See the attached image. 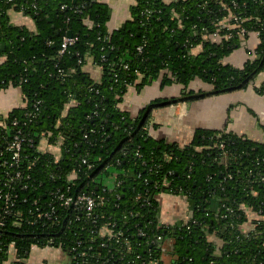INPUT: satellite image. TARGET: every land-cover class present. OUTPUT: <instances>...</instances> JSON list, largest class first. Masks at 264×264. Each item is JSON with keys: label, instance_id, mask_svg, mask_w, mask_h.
I'll return each mask as SVG.
<instances>
[{"label": "trees", "instance_id": "obj_1", "mask_svg": "<svg viewBox=\"0 0 264 264\" xmlns=\"http://www.w3.org/2000/svg\"><path fill=\"white\" fill-rule=\"evenodd\" d=\"M11 8L30 15L37 32L11 24ZM130 10L131 18L110 31L105 3L0 0V88L19 85L27 98V106L0 126V146L18 129L15 120L26 123L25 134L37 144L46 131L65 144L58 161L36 144L23 150L17 165L8 153L0 155V209L5 194L15 203L0 234V263L11 250L25 260L33 246L51 245L67 251L72 264H165L167 251L170 264H264V144L205 129L183 147L150 136L151 109L189 101L187 92L157 100L136 119L118 107L129 87L159 75L164 85L185 90L201 79L215 94L254 82L264 71V0H136ZM234 16L249 30L245 38H227L237 30ZM257 30L255 58L241 69L225 64ZM69 33L76 43L60 54ZM89 57L102 69L100 82L84 70ZM257 91L264 94V84ZM56 191L93 193V217L73 207H57L56 222L41 217ZM162 193L186 198L188 221H161ZM250 213L257 217L245 231ZM106 224L113 237H101Z\"/></svg>", "mask_w": 264, "mask_h": 264}, {"label": "crops", "instance_id": "obj_2", "mask_svg": "<svg viewBox=\"0 0 264 264\" xmlns=\"http://www.w3.org/2000/svg\"><path fill=\"white\" fill-rule=\"evenodd\" d=\"M105 3L111 11L108 28L113 31L126 23L131 18V7L136 0H94ZM171 3L176 0H164ZM11 24L21 27L30 33L37 32L36 21L23 11L11 8L8 10ZM214 41L219 39L213 38ZM259 44V38L251 34L242 39L238 48H235L223 62L234 68L241 69L248 61L255 58V50ZM197 48L195 51H199ZM5 57L0 56V65ZM84 70L90 74L92 79L100 82L102 69L96 65L93 58H87ZM163 76L151 78L142 86L133 85L128 88L118 107L126 112L132 119H136L144 109H147L157 100H169L180 97L183 93L190 94L189 101L163 104L154 106L149 112V134L158 141L178 144L183 147L194 139L198 130L205 129L217 133H233L245 136L253 141L264 144V94L257 91L264 84V71H262L254 82L247 87L231 92L220 94L213 93V86L201 79L191 81L184 89L182 84H163ZM140 82V80L138 81ZM27 106V98L19 85L9 84L0 88V126L5 127L9 115L15 110H22ZM42 148L57 156H62L60 147L43 144ZM114 177L106 181L112 186ZM160 218L165 224L176 225L185 223L191 216L189 203L182 195L159 194L157 197ZM250 222L243 229L252 228V221L257 217L250 213ZM212 241L220 242L214 236ZM164 263L170 264L172 257L170 252L163 256ZM0 264H72L70 254L56 246H38L31 248L28 257L20 260L14 250L10 251L7 260Z\"/></svg>", "mask_w": 264, "mask_h": 264}, {"label": "built area", "instance_id": "obj_3", "mask_svg": "<svg viewBox=\"0 0 264 264\" xmlns=\"http://www.w3.org/2000/svg\"><path fill=\"white\" fill-rule=\"evenodd\" d=\"M235 24L233 25V28H236L237 30L235 33H229L227 35V38H232L234 36H239L241 38H245L250 32L249 30L242 26L243 20L239 17L234 16L233 17ZM256 36L260 35V31L257 30L254 32ZM218 37V36H216ZM76 38L73 36H64L62 43H61V50L60 54H64L69 50L70 46H73L76 43ZM143 46L138 47V51L142 52ZM37 106V105H36ZM32 116V115H31ZM14 126H19L18 129L12 134V137L10 140H6L3 144V146H0V155L3 154V152L8 153L11 159V165H17L20 163L22 158V152L26 147H33L35 144L38 151L46 152L53 154L52 152L45 151L42 146L43 144L49 145L54 147H60L62 151H64V139L63 136L59 135V137H55V140L53 139V133L51 131L43 132L40 136V142L37 144V141H35L34 136L32 133L25 134V131L23 130V127L26 125L23 124L21 126V123L17 120L13 122ZM225 143H220V147L224 148ZM56 161L62 158V156H57L53 154ZM83 163L88 165V168L91 169L93 165L88 164L87 161L84 159ZM20 172H18L13 178H11L9 185L14 181V178H20ZM68 179L70 181L74 180V171L68 175ZM1 198V196H0ZM14 199L10 197L9 194H5L4 199V205L0 209V234L2 233V230L5 229L7 217L9 214L12 213L11 207L14 205ZM98 205V197H96L93 193H81L76 196L67 195L66 193L62 191H56L53 193V196L51 198L50 203L48 206L50 207L49 210L41 212V217L48 219L49 221H54L58 219V217L55 216L57 207L61 208H70L73 207L76 210H83L88 218L93 217V213L95 208ZM110 226L108 224L102 226L99 230V233L101 237H106L107 235L109 237H113L114 235L111 233ZM161 237H159L160 239ZM51 241H54L52 238ZM116 241H120V233H118L116 237ZM103 246L106 245V243L102 244ZM85 253H83L81 256H84Z\"/></svg>", "mask_w": 264, "mask_h": 264}, {"label": "water", "instance_id": "obj_4", "mask_svg": "<svg viewBox=\"0 0 264 264\" xmlns=\"http://www.w3.org/2000/svg\"><path fill=\"white\" fill-rule=\"evenodd\" d=\"M88 1H90V0H88ZM68 36H70V37H71V36H72V34H71V33H69V34H68Z\"/></svg>", "mask_w": 264, "mask_h": 264}]
</instances>
